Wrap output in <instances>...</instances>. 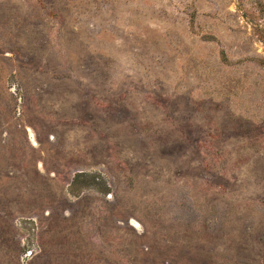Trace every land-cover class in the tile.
Listing matches in <instances>:
<instances>
[{"label": "rangeland", "instance_id": "rangeland-1", "mask_svg": "<svg viewBox=\"0 0 264 264\" xmlns=\"http://www.w3.org/2000/svg\"><path fill=\"white\" fill-rule=\"evenodd\" d=\"M0 264H264V0H0Z\"/></svg>", "mask_w": 264, "mask_h": 264}, {"label": "trees", "instance_id": "trees-1", "mask_svg": "<svg viewBox=\"0 0 264 264\" xmlns=\"http://www.w3.org/2000/svg\"><path fill=\"white\" fill-rule=\"evenodd\" d=\"M82 175H85V174H83V173H81V172L75 174L74 178L72 179V181H71V183H70V186H73V185L75 184V182L77 181V177H78V176H82ZM90 177L92 178L93 176H90ZM74 190H76V188H74Z\"/></svg>", "mask_w": 264, "mask_h": 264}, {"label": "water", "instance_id": "water-1", "mask_svg": "<svg viewBox=\"0 0 264 264\" xmlns=\"http://www.w3.org/2000/svg\"><path fill=\"white\" fill-rule=\"evenodd\" d=\"M132 224L136 225V223L134 221H132Z\"/></svg>", "mask_w": 264, "mask_h": 264}]
</instances>
